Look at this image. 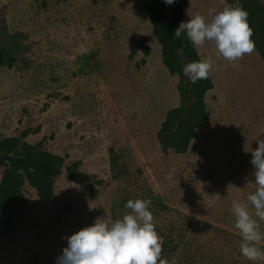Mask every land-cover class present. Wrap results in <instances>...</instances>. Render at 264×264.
<instances>
[{"label": "rangeland", "instance_id": "obj_1", "mask_svg": "<svg viewBox=\"0 0 264 264\" xmlns=\"http://www.w3.org/2000/svg\"><path fill=\"white\" fill-rule=\"evenodd\" d=\"M226 5L183 0L182 22L197 13L210 21L209 9ZM0 50V140L26 131L24 142L63 161L50 199L23 186L27 220L0 235V264H56L65 237L97 219H122L130 199H151L168 264H264L241 254L232 212L233 200L247 203L255 192L248 150L264 140L256 50L232 64L211 43L195 48L215 61L213 88L204 96L207 121L184 154H163L156 139L180 104L179 77L162 63L143 0H0Z\"/></svg>", "mask_w": 264, "mask_h": 264}, {"label": "clouds", "instance_id": "obj_2", "mask_svg": "<svg viewBox=\"0 0 264 264\" xmlns=\"http://www.w3.org/2000/svg\"><path fill=\"white\" fill-rule=\"evenodd\" d=\"M174 2L164 0L166 5ZM209 15L212 16L210 21L197 13L188 22H181L173 36L180 39L182 33H186L195 48L211 43L219 56L232 64L256 50L249 13L239 0L219 12L209 9ZM214 63L213 58L207 56L198 62L187 63L183 73L195 84L198 80L208 79ZM257 144L255 150H248L255 169V192L247 196V203L232 201L235 228L242 237L240 252L249 261L264 260V251L258 247L264 240L259 223L264 221V140L257 139ZM151 204V199H130L125 207L131 212L122 219L114 222L97 219L93 226L65 237L67 247L56 264H168L166 258H161L164 241L156 231L154 216L149 210ZM249 204L254 211L250 210Z\"/></svg>", "mask_w": 264, "mask_h": 264}, {"label": "trees", "instance_id": "obj_3", "mask_svg": "<svg viewBox=\"0 0 264 264\" xmlns=\"http://www.w3.org/2000/svg\"><path fill=\"white\" fill-rule=\"evenodd\" d=\"M229 6L237 0H226ZM183 0H175L166 5L164 0H143L145 14L150 22L152 32L159 41L162 51V63L169 74H177L179 83L180 104L170 110L156 134L161 152L166 154L172 151L175 154H184L190 143L197 139V130L207 121L204 96L213 88L210 76L208 79L198 80L192 84L183 73L187 63L200 60L194 46L182 33L180 39L173 35L182 22ZM239 3L249 13V24L254 31L252 39L256 45V52L264 63V13L258 6L257 0H239ZM168 6L171 24L165 20ZM148 47L144 56H148ZM179 52V55H178ZM144 62V60L142 61ZM5 65V52L0 50V67ZM27 132L17 137L0 140V166L4 168L0 180V214L2 233L14 232L26 220L23 212L25 198L23 186L25 183L35 191L40 200H48L54 192L55 179L61 174L62 158L54 154L37 151L35 147L24 142ZM79 163L71 164L66 171L72 180ZM83 175L82 179L86 180ZM21 216L22 221L16 218Z\"/></svg>", "mask_w": 264, "mask_h": 264}]
</instances>
